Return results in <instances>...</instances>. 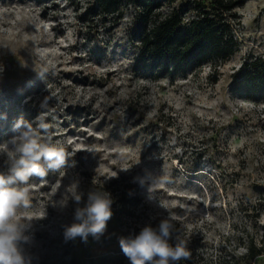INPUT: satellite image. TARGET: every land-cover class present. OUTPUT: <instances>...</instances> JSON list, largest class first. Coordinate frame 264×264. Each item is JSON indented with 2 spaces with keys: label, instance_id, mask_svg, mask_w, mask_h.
<instances>
[{
  "label": "rangeland",
  "instance_id": "374dc122",
  "mask_svg": "<svg viewBox=\"0 0 264 264\" xmlns=\"http://www.w3.org/2000/svg\"><path fill=\"white\" fill-rule=\"evenodd\" d=\"M137 1L121 0L110 14L93 0H0V143L24 131H14L22 118L67 154L63 168L25 186L24 253L30 264H116L125 256L120 237L174 217L175 234L197 240L196 263L250 264V244L264 264V83L235 76L264 55V0L236 9L231 58L171 76L163 58L140 59ZM197 5L175 0L162 11L186 21ZM6 160L0 172L8 174ZM89 191L113 201L107 229L66 241L64 227ZM61 199L66 206H53Z\"/></svg>",
  "mask_w": 264,
  "mask_h": 264
},
{
  "label": "clouds",
  "instance_id": "9594fccd",
  "mask_svg": "<svg viewBox=\"0 0 264 264\" xmlns=\"http://www.w3.org/2000/svg\"><path fill=\"white\" fill-rule=\"evenodd\" d=\"M41 127H45L41 125ZM24 131L10 140L0 143V156L7 157V173L0 172V264H30L24 253L23 245L31 239L26 234L31 217L24 218L19 213L29 207L28 190L25 187L32 176L43 180L48 171L63 168L67 154L63 147L41 142L39 133L22 118L14 125V131ZM11 145V147H10ZM142 187L145 178L136 177ZM159 182L154 177L149 183L147 200L154 202L152 186ZM129 195H132L130 192ZM77 205L82 203V194L73 197ZM112 199L100 191H89L83 206L74 210L73 223L64 227L65 240L79 237L87 242L89 235L99 238L107 229L112 218ZM53 206L63 208L64 199L54 202ZM174 217L159 219L155 227L145 225L134 237H120L119 245L129 264H180L190 258L188 243L178 234L172 223ZM27 220L29 224L23 223Z\"/></svg>",
  "mask_w": 264,
  "mask_h": 264
},
{
  "label": "trees",
  "instance_id": "16d2710c",
  "mask_svg": "<svg viewBox=\"0 0 264 264\" xmlns=\"http://www.w3.org/2000/svg\"><path fill=\"white\" fill-rule=\"evenodd\" d=\"M174 1H137L136 16L141 22V61H158L163 58L165 66L162 72L171 76L173 72L206 60L225 62L235 54L239 49L234 34L239 20L236 9L244 4V0H198V5L192 9L186 21L179 10L170 13L162 11L165 2ZM93 5L100 11L116 14L121 7V0H93ZM235 76L264 83V55L247 59ZM196 242H188L190 252ZM245 247L248 263L262 250L250 244ZM116 264H129V260L124 256ZM180 264L198 263L190 254V258Z\"/></svg>",
  "mask_w": 264,
  "mask_h": 264
},
{
  "label": "built area",
  "instance_id": "2783aa9c",
  "mask_svg": "<svg viewBox=\"0 0 264 264\" xmlns=\"http://www.w3.org/2000/svg\"><path fill=\"white\" fill-rule=\"evenodd\" d=\"M250 264H256V261H255V260H252V261L250 262Z\"/></svg>",
  "mask_w": 264,
  "mask_h": 264
}]
</instances>
